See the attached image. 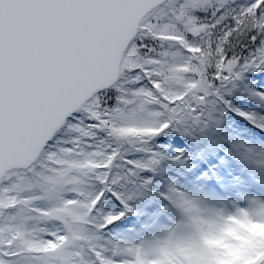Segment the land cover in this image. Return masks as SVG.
<instances>
[{
  "label": "snow or ice",
  "instance_id": "1",
  "mask_svg": "<svg viewBox=\"0 0 264 264\" xmlns=\"http://www.w3.org/2000/svg\"><path fill=\"white\" fill-rule=\"evenodd\" d=\"M259 73L264 0H0V264H169L180 221L116 233L130 189L152 183L157 139L218 106L264 130L230 99Z\"/></svg>",
  "mask_w": 264,
  "mask_h": 264
},
{
  "label": "trees",
  "instance_id": "2",
  "mask_svg": "<svg viewBox=\"0 0 264 264\" xmlns=\"http://www.w3.org/2000/svg\"><path fill=\"white\" fill-rule=\"evenodd\" d=\"M262 82L264 73L242 82L230 97L233 106L257 119L264 118V101L251 97L245 90L257 88ZM154 148L164 158L155 173H144L145 178H152L150 185L130 189L136 193L129 201L133 212L115 230L119 236L132 241L153 238L158 230L166 233L180 221L177 209L165 198L170 187L205 205L222 209L221 204H213V189L207 178L225 179L223 187L232 191L239 184L245 166L249 167L250 180L258 181L264 175V130L221 106L206 126L189 122L157 139Z\"/></svg>",
  "mask_w": 264,
  "mask_h": 264
},
{
  "label": "clouds",
  "instance_id": "3",
  "mask_svg": "<svg viewBox=\"0 0 264 264\" xmlns=\"http://www.w3.org/2000/svg\"><path fill=\"white\" fill-rule=\"evenodd\" d=\"M172 204L183 225L177 234V264H241L242 250L264 241V201L250 199L249 207L226 211L199 202L176 189Z\"/></svg>",
  "mask_w": 264,
  "mask_h": 264
},
{
  "label": "rangeland",
  "instance_id": "4",
  "mask_svg": "<svg viewBox=\"0 0 264 264\" xmlns=\"http://www.w3.org/2000/svg\"><path fill=\"white\" fill-rule=\"evenodd\" d=\"M253 186V187H252ZM244 185L241 193L237 196H232L230 202L225 203L224 201L218 202L214 201L213 204H221L222 208L226 211H232L236 207H249V201L244 198V196L250 199H258L264 201V184H254V185ZM157 230V229H155ZM166 233L160 232L159 230L155 232L153 237H163Z\"/></svg>",
  "mask_w": 264,
  "mask_h": 264
}]
</instances>
